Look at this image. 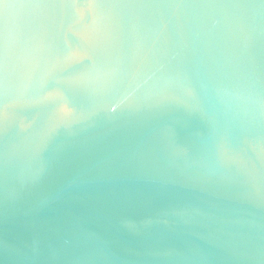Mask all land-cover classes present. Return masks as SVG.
Here are the masks:
<instances>
[{
  "label": "water",
  "instance_id": "obj_1",
  "mask_svg": "<svg viewBox=\"0 0 264 264\" xmlns=\"http://www.w3.org/2000/svg\"><path fill=\"white\" fill-rule=\"evenodd\" d=\"M0 264H264V0H0Z\"/></svg>",
  "mask_w": 264,
  "mask_h": 264
}]
</instances>
